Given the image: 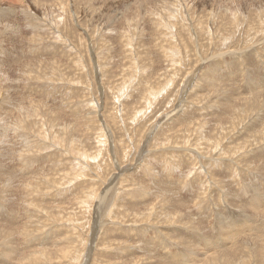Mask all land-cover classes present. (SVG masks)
Wrapping results in <instances>:
<instances>
[{
  "label": "rangeland",
  "instance_id": "rangeland-1",
  "mask_svg": "<svg viewBox=\"0 0 264 264\" xmlns=\"http://www.w3.org/2000/svg\"><path fill=\"white\" fill-rule=\"evenodd\" d=\"M262 250L264 0H0V264Z\"/></svg>",
  "mask_w": 264,
  "mask_h": 264
},
{
  "label": "bare ground",
  "instance_id": "bare-ground-1",
  "mask_svg": "<svg viewBox=\"0 0 264 264\" xmlns=\"http://www.w3.org/2000/svg\"><path fill=\"white\" fill-rule=\"evenodd\" d=\"M51 4H52V3H51ZM64 13H65V12H64ZM192 22H193V21H192ZM138 46H139V45H138ZM71 116H72V115H71ZM29 122H30V121H29ZM31 125H32V124H31ZM136 127H137V126H136ZM171 144H172V143H171ZM248 147H249V146H248ZM105 184H106V183H105ZM120 185H121V184H120ZM109 186H110V185H109ZM118 186H119V185H118ZM113 188H114V187H113ZM157 215H158V214H157ZM159 219H160V218H159ZM155 220H156V219H155ZM262 251H264V250H262ZM68 252H69V251H68ZM68 252H67V253H68ZM67 253H66V254H67ZM66 254H65V255H66ZM68 254H69V253H68ZM196 258H197V257H196Z\"/></svg>",
  "mask_w": 264,
  "mask_h": 264
}]
</instances>
